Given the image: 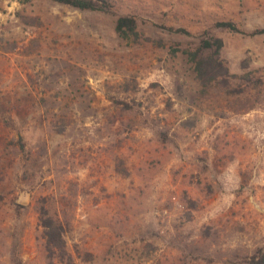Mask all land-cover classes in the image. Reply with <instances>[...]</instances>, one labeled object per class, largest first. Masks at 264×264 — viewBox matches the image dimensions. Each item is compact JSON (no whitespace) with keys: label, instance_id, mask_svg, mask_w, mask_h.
<instances>
[{"label":"rangeland","instance_id":"rangeland-1","mask_svg":"<svg viewBox=\"0 0 264 264\" xmlns=\"http://www.w3.org/2000/svg\"><path fill=\"white\" fill-rule=\"evenodd\" d=\"M112 1L0 0V264H245L264 247V0ZM209 38L229 74L203 89L181 50Z\"/></svg>","mask_w":264,"mask_h":264},{"label":"trees","instance_id":"trees-1","mask_svg":"<svg viewBox=\"0 0 264 264\" xmlns=\"http://www.w3.org/2000/svg\"><path fill=\"white\" fill-rule=\"evenodd\" d=\"M20 3H28L31 0H16ZM53 3L65 5L79 11L110 13L115 8L112 0H50ZM218 26L231 32H239L234 24L230 22L218 23ZM137 19L129 14L119 15L115 22V32L123 40H133L139 37L137 33ZM251 35H264V28L256 29ZM223 42L219 38L202 39L198 46L193 49L181 50L192 64L197 80L203 89H207L210 84L219 77L229 74L228 68L221 60V50ZM247 83L249 81H246ZM40 223L44 228V235L48 243L46 248H50L51 240L59 241L63 247L62 228L52 219L46 217L47 212L40 207ZM245 264H264V247H259L250 256L245 258Z\"/></svg>","mask_w":264,"mask_h":264}]
</instances>
